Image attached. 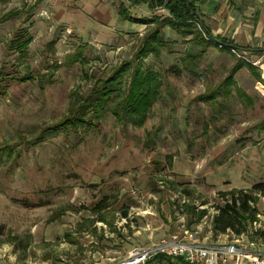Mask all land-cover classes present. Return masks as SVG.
<instances>
[{
  "label": "rangeland",
  "instance_id": "rangeland-1",
  "mask_svg": "<svg viewBox=\"0 0 264 264\" xmlns=\"http://www.w3.org/2000/svg\"><path fill=\"white\" fill-rule=\"evenodd\" d=\"M111 1L138 19L169 17ZM60 14L53 0H0V264H111L175 235L264 253V194L252 190L264 184L256 58L166 24L83 30ZM155 28L159 54H141ZM124 63L117 83L100 81ZM137 68L161 83L143 120L114 114ZM95 86L114 90L100 120L63 124ZM237 190L256 197L255 220L215 234L220 193Z\"/></svg>",
  "mask_w": 264,
  "mask_h": 264
},
{
  "label": "trees",
  "instance_id": "trees-1",
  "mask_svg": "<svg viewBox=\"0 0 264 264\" xmlns=\"http://www.w3.org/2000/svg\"><path fill=\"white\" fill-rule=\"evenodd\" d=\"M166 1L167 0H126L130 6H140L143 4L151 11L163 7ZM195 1L196 0H168L165 10L168 11L169 17L163 19L154 16L151 19H138L129 15V10L123 4L119 7V13L123 19L145 24H166L184 35H194L195 37L193 40L205 47L215 46L208 41V38H211L222 45L233 47L238 51L241 50L235 45H232L229 41L215 38L211 34L197 15ZM142 43L144 46L141 49V54L151 52L158 55L160 52L159 47L163 45L159 29L155 28L152 33L150 32L149 35H146L142 39ZM127 68L128 64L124 63L114 68L108 77L102 78L100 81L104 85H114L118 82ZM157 76L156 73L150 71L143 72L141 68H137L131 75L129 90L119 104L118 109L116 108V110H114V114L118 115V110H120L124 117L128 116L131 119L139 118L143 120L148 108L154 103L158 95V90L161 87V83ZM231 79L232 76H229L225 82L228 83ZM113 92L114 90L108 87H93L85 98H78L70 104L68 113L62 123L68 125L86 124L93 120L98 122L102 112L108 106ZM252 190L253 192L257 191L258 194H264V184H255L252 186ZM220 196L224 204L215 207L216 214L213 217V230L215 234H224L228 231H231L235 235L244 233L246 231V222H253L255 220L257 214L256 208L254 207L256 197L252 195V192L242 190L220 193ZM100 209H103V207H100ZM259 234L264 237V231ZM165 259L166 258L163 256H158L147 264H161Z\"/></svg>",
  "mask_w": 264,
  "mask_h": 264
},
{
  "label": "crops",
  "instance_id": "crops-1",
  "mask_svg": "<svg viewBox=\"0 0 264 264\" xmlns=\"http://www.w3.org/2000/svg\"><path fill=\"white\" fill-rule=\"evenodd\" d=\"M53 1L60 8L61 20L81 25L83 30L111 26L120 32L137 29L138 24L123 19L111 0ZM195 8L215 38L229 41L240 52L255 57L264 77V0H196Z\"/></svg>",
  "mask_w": 264,
  "mask_h": 264
},
{
  "label": "built area",
  "instance_id": "built-area-1",
  "mask_svg": "<svg viewBox=\"0 0 264 264\" xmlns=\"http://www.w3.org/2000/svg\"><path fill=\"white\" fill-rule=\"evenodd\" d=\"M208 40L222 46L214 39ZM226 48L236 53L233 47ZM241 58L249 62L243 55ZM158 256L166 258L161 264H264V253L255 249L252 242L242 245L241 240L235 239L229 243L208 245L187 241L186 237L181 239L177 235L146 247H135L124 259L111 264H147Z\"/></svg>",
  "mask_w": 264,
  "mask_h": 264
},
{
  "label": "water",
  "instance_id": "water-1",
  "mask_svg": "<svg viewBox=\"0 0 264 264\" xmlns=\"http://www.w3.org/2000/svg\"><path fill=\"white\" fill-rule=\"evenodd\" d=\"M168 0L166 1L165 5L161 8H158L157 10H160V11H164L165 10V7H166V4H167Z\"/></svg>",
  "mask_w": 264,
  "mask_h": 264
}]
</instances>
